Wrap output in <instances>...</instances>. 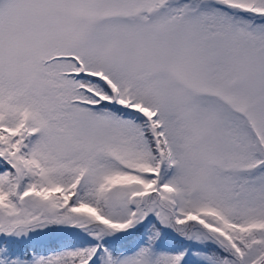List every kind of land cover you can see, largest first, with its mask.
I'll return each mask as SVG.
<instances>
[{
  "label": "snow or ice",
  "instance_id": "1",
  "mask_svg": "<svg viewBox=\"0 0 264 264\" xmlns=\"http://www.w3.org/2000/svg\"><path fill=\"white\" fill-rule=\"evenodd\" d=\"M0 264H264V0H0Z\"/></svg>",
  "mask_w": 264,
  "mask_h": 264
}]
</instances>
